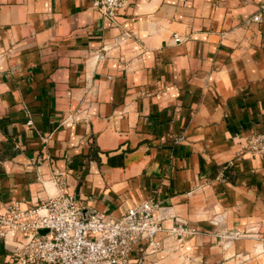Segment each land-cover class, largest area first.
I'll return each mask as SVG.
<instances>
[{"label": "crops", "instance_id": "obj_1", "mask_svg": "<svg viewBox=\"0 0 264 264\" xmlns=\"http://www.w3.org/2000/svg\"><path fill=\"white\" fill-rule=\"evenodd\" d=\"M256 133L264 0H130L115 21L92 0H0V215L58 193L112 217L154 198L197 233L132 264H264ZM25 241L0 237V264Z\"/></svg>", "mask_w": 264, "mask_h": 264}, {"label": "built area", "instance_id": "obj_2", "mask_svg": "<svg viewBox=\"0 0 264 264\" xmlns=\"http://www.w3.org/2000/svg\"><path fill=\"white\" fill-rule=\"evenodd\" d=\"M130 0H92V7L115 21ZM178 40L179 38L176 37ZM246 150L264 156V134L256 133L246 141ZM170 210L154 198L127 209L120 217L103 212H83L74 196L58 193L30 209L12 204L0 215V237L20 234L26 241L15 252L18 264H132V253L147 242L152 252L159 250L156 236L181 243L197 230L175 220ZM217 222H220L217 220ZM41 231H46L41 234ZM242 237L239 233L221 235L224 248ZM264 255V250L258 253Z\"/></svg>", "mask_w": 264, "mask_h": 264}, {"label": "water", "instance_id": "obj_3", "mask_svg": "<svg viewBox=\"0 0 264 264\" xmlns=\"http://www.w3.org/2000/svg\"><path fill=\"white\" fill-rule=\"evenodd\" d=\"M46 233V231H41V234L43 235V234H45Z\"/></svg>", "mask_w": 264, "mask_h": 264}, {"label": "trees", "instance_id": "obj_4", "mask_svg": "<svg viewBox=\"0 0 264 264\" xmlns=\"http://www.w3.org/2000/svg\"><path fill=\"white\" fill-rule=\"evenodd\" d=\"M229 168V167H228Z\"/></svg>", "mask_w": 264, "mask_h": 264}]
</instances>
